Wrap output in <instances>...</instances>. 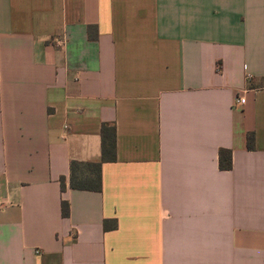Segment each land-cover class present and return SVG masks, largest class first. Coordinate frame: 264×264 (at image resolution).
I'll list each match as a JSON object with an SVG mask.
<instances>
[{
	"label": "crops",
	"instance_id": "crops-1",
	"mask_svg": "<svg viewBox=\"0 0 264 264\" xmlns=\"http://www.w3.org/2000/svg\"><path fill=\"white\" fill-rule=\"evenodd\" d=\"M0 205V264H264V0H0Z\"/></svg>",
	"mask_w": 264,
	"mask_h": 264
},
{
	"label": "trees",
	"instance_id": "trees-1",
	"mask_svg": "<svg viewBox=\"0 0 264 264\" xmlns=\"http://www.w3.org/2000/svg\"><path fill=\"white\" fill-rule=\"evenodd\" d=\"M248 147H254V136L249 135ZM116 128L103 125L102 128V159L98 163H79L71 164V188L77 191H102V164L105 162L116 161ZM232 153L227 150H221L219 153V165L221 170L232 169ZM62 189H65V179H61ZM62 213L65 218L70 215V206L68 202H63Z\"/></svg>",
	"mask_w": 264,
	"mask_h": 264
},
{
	"label": "built area",
	"instance_id": "built-area-1",
	"mask_svg": "<svg viewBox=\"0 0 264 264\" xmlns=\"http://www.w3.org/2000/svg\"><path fill=\"white\" fill-rule=\"evenodd\" d=\"M245 103V100L244 99H242V98H238V99H236V105H242V104H244ZM0 208H2V205H0Z\"/></svg>",
	"mask_w": 264,
	"mask_h": 264
}]
</instances>
